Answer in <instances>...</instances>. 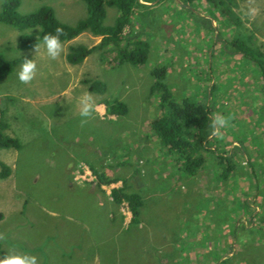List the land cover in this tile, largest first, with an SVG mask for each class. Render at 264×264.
I'll list each match as a JSON object with an SVG mask.
<instances>
[{"label": "rangeland", "instance_id": "obj_1", "mask_svg": "<svg viewBox=\"0 0 264 264\" xmlns=\"http://www.w3.org/2000/svg\"><path fill=\"white\" fill-rule=\"evenodd\" d=\"M222 1L225 19L204 1L181 8L175 0H139L123 34L148 45L140 67L116 64L112 53L97 49L80 64H67L69 46L99 44L87 31L62 43L55 60L43 43L18 51L19 32L0 24V54L36 63L28 84L18 79L22 64L0 80L1 119L19 146L0 150L9 170L0 179V233L6 236L0 260L29 254L38 264H264V176L245 178L244 159L236 156L250 152L253 169L264 171V82L250 53L242 54L251 49L264 64V0ZM41 5L66 25L86 13L80 0H20L17 11ZM105 11L110 25L117 12ZM156 65L166 66L164 83L174 99L204 102L210 121L216 114L232 117L213 144L219 153L235 154L242 170L219 181L208 159L193 176L170 165L151 131L160 114L150 91ZM92 80L103 84L102 94L88 91ZM85 94L95 111L81 126ZM111 100L124 103L126 114H106ZM98 175L108 183H98ZM111 188L140 196L136 225L125 204L111 203Z\"/></svg>", "mask_w": 264, "mask_h": 264}, {"label": "trees", "instance_id": "obj_2", "mask_svg": "<svg viewBox=\"0 0 264 264\" xmlns=\"http://www.w3.org/2000/svg\"><path fill=\"white\" fill-rule=\"evenodd\" d=\"M85 6V17L76 21L73 25H66L59 22L53 10L47 5H41L33 11L24 14L18 13L20 0H2L0 3V24L9 26L19 32L16 39L15 48L18 51L28 50L43 43L46 34H55L57 27H62L65 35L61 36V42L66 43L77 37L82 32L100 38L97 46L87 48L83 45L69 46L64 55V60L69 65L80 64L93 50H103L104 56L112 53V58L116 64H128L131 66H142L146 62L148 45L139 37L123 34L125 27L130 26L135 10L142 6L139 0H80ZM144 3L161 2L166 0H141ZM176 5L186 8L192 3L204 1L209 6L227 18L228 6L222 8V0H175ZM106 8H113L117 14L110 25L104 24ZM224 10V11H223ZM226 21H224L225 23ZM140 36V35H139ZM229 42L230 46H235L239 51L243 49L239 43ZM114 47V48H113ZM107 48V49H106ZM246 57L250 53V62L256 68L260 81L264 82V64L258 60L257 54L247 48L242 51ZM26 56L14 59H6L0 54V80L10 75L18 64H23ZM166 72L165 65H156L149 71L152 79L150 86L151 94H156L160 108L159 116L151 122V131L158 142L159 147L164 150L167 160L171 166L178 168L185 175L193 176L199 171L205 160L214 170V176L219 181H225L231 172L242 170L240 163L233 157L232 152L219 153L213 144L214 137L211 134L209 119V108L204 102L183 97L174 99L171 90L164 83ZM89 92L102 94L105 87L96 80L87 82ZM105 113L108 115L122 116L127 110L124 103L111 100L104 103ZM7 124L1 119L0 115V150L13 148L17 149L18 141L7 135ZM241 142L238 148H241ZM241 146V147H240ZM245 148V147H244ZM243 148V151H245ZM237 157L244 159L245 170H242L245 178L253 177L264 178V171L257 173L253 169L248 154L236 153ZM258 158V156L254 155ZM241 159V158H240ZM237 162V163H236ZM109 168V167H108ZM248 169V170H247ZM9 170L5 164L0 162V179L8 176ZM261 176H260V175ZM236 177V176H235ZM98 183L106 184L108 180L96 176ZM252 180V179H251ZM250 185V182H248ZM109 196L113 205L125 204L130 214V224L136 225L139 222V209L141 198L136 193H126L122 188H111ZM4 257V252L0 249V258Z\"/></svg>", "mask_w": 264, "mask_h": 264}, {"label": "clouds", "instance_id": "obj_3", "mask_svg": "<svg viewBox=\"0 0 264 264\" xmlns=\"http://www.w3.org/2000/svg\"><path fill=\"white\" fill-rule=\"evenodd\" d=\"M256 9L250 8L249 14H255ZM65 35V31L62 27H57L55 29V34H46L43 37V44L46 48L47 55L55 60L61 56L63 53V44L60 37ZM36 74V63L32 59H25L21 65V69L18 72V79L23 84L30 83ZM80 105V116L83 118L81 120V126L87 123V119L91 118L95 111V104L92 97L88 94L83 95L79 100ZM232 117L224 116L221 114H216L211 121V136L212 137H222L221 129L230 126ZM6 236L0 233V241H5ZM0 264H38L37 257L29 254H11L6 256L4 259L0 260Z\"/></svg>", "mask_w": 264, "mask_h": 264}, {"label": "crops", "instance_id": "obj_4", "mask_svg": "<svg viewBox=\"0 0 264 264\" xmlns=\"http://www.w3.org/2000/svg\"><path fill=\"white\" fill-rule=\"evenodd\" d=\"M112 203V202H111ZM141 207V206H140ZM158 209V208H157ZM158 211V210H157ZM163 233V231H160L158 232V235H161Z\"/></svg>", "mask_w": 264, "mask_h": 264}]
</instances>
